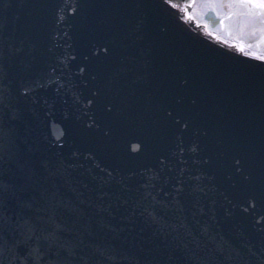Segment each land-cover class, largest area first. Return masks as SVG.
<instances>
[{"label": "water", "instance_id": "1", "mask_svg": "<svg viewBox=\"0 0 264 264\" xmlns=\"http://www.w3.org/2000/svg\"><path fill=\"white\" fill-rule=\"evenodd\" d=\"M0 92V176L11 186L0 200L13 220L23 209L50 240L79 229L81 251L113 245L128 257L120 264H200L193 252L211 264H264V65L200 40L166 0H0ZM161 165L184 188L157 199H179L183 215L178 205H156L155 219L133 208L151 203V183L141 185ZM99 200L109 211L95 209ZM196 203L214 212L193 219ZM207 224L218 244L246 254L201 252L197 244L212 248Z\"/></svg>", "mask_w": 264, "mask_h": 264}, {"label": "snow or ice", "instance_id": "2", "mask_svg": "<svg viewBox=\"0 0 264 264\" xmlns=\"http://www.w3.org/2000/svg\"><path fill=\"white\" fill-rule=\"evenodd\" d=\"M166 2L173 7H180V5L174 3V0H166ZM73 11H75V9H73ZM183 11L186 19H195L196 16H215L222 17L221 23H224L227 19L243 17L245 22L252 26V31L258 36L259 43L264 44V0H185ZM212 34L215 35V33ZM248 46L249 45L241 44V51H243L244 47ZM251 55L255 56L256 54L252 53ZM259 59L264 61V56H260ZM184 83H187V81H184ZM23 90L26 93L31 91L27 86H25ZM84 99L87 105H92L94 103V99H88L87 97H84ZM3 101L4 95L0 92V103H3ZM109 107H111V105H109ZM168 115H171V112H169ZM0 119H2V117H0ZM176 119L179 120L180 117L177 116ZM92 123H95V121H92ZM182 126L187 128V122H183ZM0 131H2V129H0ZM164 159L165 158L162 156L161 160ZM170 163L171 162H169V164ZM236 164H240V161L237 160ZM73 166L74 165H69V167ZM237 170L239 171L240 169ZM57 171H59V169H57ZM104 171H107V169ZM50 174L54 175L55 172ZM181 175H183L182 172ZM149 183H151L152 189L155 192V195L149 193L151 203H146L144 197H141L134 202L133 208L143 206L144 211L148 212V214L155 219L158 212V209L155 207L156 205L167 207H176L178 205V212L183 215L184 206L179 199L175 200V204L166 200L157 199L160 193H163L165 196H171L174 192L175 197H181L183 193V182L167 174L165 172V165H161L159 170H153L150 178L145 180L141 186L147 188ZM165 185H171V187L166 191ZM9 187L11 186L7 181L0 176V195L7 191ZM97 195L103 197L110 195V193L100 190ZM259 195L264 199V184L260 187ZM54 200L55 194H53L52 199L47 204L46 210L49 211V215L44 217L50 226L55 224V209L52 207ZM85 202L88 204L93 203L91 199ZM123 202L127 204L129 201L124 199ZM255 205L256 198L252 197L249 207L254 208ZM94 207L98 212H107L111 205L106 207L104 201L99 200L95 203ZM76 209L77 216L87 215V210L80 208L79 205L76 206ZM193 209V219H195L197 213L214 212V209L210 210L201 203L194 204ZM7 211V208L4 206V201L0 200V225L7 223L15 225V228L11 231V235L3 231V229H0V264H4L5 253L11 256V260H9L8 264H13V261H15V264H120L121 261L128 258L121 250L115 248V246L108 244L100 246L95 241H89L86 250L81 251L84 247L85 232H80L79 229L75 230L79 233L77 236L65 237L60 233L55 239L50 240L49 236L40 229L38 224L34 223L31 218L27 216L23 209L16 220L9 217ZM214 218L215 217H213V219ZM261 219H264V217H261ZM89 220H91V217H89ZM195 223L199 225L200 221L196 220ZM181 226L185 228L188 236L194 235L195 229L192 228L191 225H188L186 221ZM85 227L87 234H92L91 224L89 223ZM69 231H72V229H69ZM201 231L203 235L207 237V241L212 245V248L209 249L197 244L196 247L200 249L201 252L213 257L217 252L224 253L225 258L232 262H235L236 256L246 254L243 253V250L236 248L234 245L225 248L222 244H218V234L214 233L210 224L202 226ZM196 239H200V237L197 236ZM233 252L236 253V256L232 255ZM192 255L200 261V264H211L210 260L205 259L204 256H197L195 252H193Z\"/></svg>", "mask_w": 264, "mask_h": 264}]
</instances>
